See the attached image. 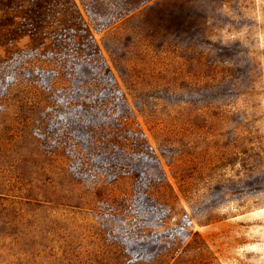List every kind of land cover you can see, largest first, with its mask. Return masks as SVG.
Instances as JSON below:
<instances>
[{
	"label": "rangeland",
	"instance_id": "374dc122",
	"mask_svg": "<svg viewBox=\"0 0 264 264\" xmlns=\"http://www.w3.org/2000/svg\"><path fill=\"white\" fill-rule=\"evenodd\" d=\"M0 264H264V0H0Z\"/></svg>",
	"mask_w": 264,
	"mask_h": 264
},
{
	"label": "trees",
	"instance_id": "16d2710c",
	"mask_svg": "<svg viewBox=\"0 0 264 264\" xmlns=\"http://www.w3.org/2000/svg\"><path fill=\"white\" fill-rule=\"evenodd\" d=\"M104 64L106 66L105 62H103V65ZM116 84H118L117 81L113 80L112 87H117ZM119 91L122 92L121 90ZM124 104L126 106L125 110L127 111V114H118V109L116 108V157L121 158H127L130 153L129 149H132V146L134 145L135 139L131 136L133 131H137L139 132V134H141V144L148 145V140L144 135L143 129L138 125L137 116L135 114V111L132 110L131 104H129V102H124ZM96 106L103 111H105L107 108L115 107L114 102L110 100H105L99 103L97 102ZM97 107H94L93 111H96ZM107 116L109 117V115H105L104 113V117ZM106 129L109 131V134L112 133L111 129L108 128V126L106 127ZM132 175L133 176H124V174H122L121 177H118V187L120 186V190L116 188V198L121 199L124 205L129 207V209L137 210L141 209V205L139 202L140 198L138 197L140 194L134 190L132 185L133 181L137 179V176L134 177V174ZM124 182H126L125 185ZM175 185L177 186V188L175 187ZM175 185L168 181L164 174H160L157 181L153 182V184L151 185L154 192L156 193V197L158 198V200H160L161 205H163L165 209L175 210L176 208H178V205H180L179 203L181 201L182 190L177 180ZM152 208H155V211H157V207H149V210Z\"/></svg>",
	"mask_w": 264,
	"mask_h": 264
}]
</instances>
